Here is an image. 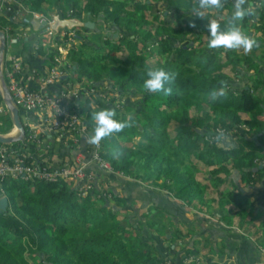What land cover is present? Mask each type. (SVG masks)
Segmentation results:
<instances>
[{"label": "trees", "instance_id": "1", "mask_svg": "<svg viewBox=\"0 0 264 264\" xmlns=\"http://www.w3.org/2000/svg\"><path fill=\"white\" fill-rule=\"evenodd\" d=\"M155 1H164L165 7H155L153 0H19L31 12L44 15L58 9L59 16L69 18L68 13L74 10L76 17L80 14L81 19H77L90 20L100 29L111 28L117 34L112 37L111 46L108 43L102 47L88 42L77 32L80 44L69 51L71 67L63 83L93 86L97 91L117 93L119 97L127 95L124 105L127 115L116 104L119 97L107 101L106 97L92 95L82 102L85 123L92 134V113L106 108L115 109L116 120L132 123V127L101 141V156L116 174L149 182L147 185L154 187L160 179L166 180L161 185L167 193L159 194V200L167 209H158L154 201L156 209L148 207L140 214L135 213L134 203L130 202V197L135 196L132 188L124 191L127 196L112 189L102 194L93 187L82 198L73 182L33 184L7 178L0 182V198L9 199L8 210L0 211V264H186L190 258L198 257L193 245L187 246L181 256L175 254L165 259L152 236L163 238L162 244L180 240L185 244L186 238L196 232L195 226L187 227L188 234L178 230L173 236L169 227L161 224V218L165 217L163 211L171 214L173 209L182 217L186 207H197L196 202L207 207L210 214H214L212 202H215L223 210L218 223L232 227L235 217L237 234L242 238L252 237L251 230L244 226L249 214L257 204L260 211L257 209L258 215L253 218L264 214L263 201L253 202L252 193L248 192L264 181V59L256 55L258 51L254 48L251 53L242 49L210 50L209 40L201 42V34H209L205 28L207 22L215 21L221 29L227 28L234 12L233 0H223V7L218 9L220 13L227 12L224 20L211 13L215 9L201 10L197 0L189 1L187 11H180L173 0ZM252 1L256 0H248L244 7L250 8ZM153 8L159 10L149 15ZM195 8H199L198 13L204 12L203 19L197 17ZM260 9L251 8L252 18L247 15L238 22L246 34L248 26H252L258 49L264 46V9L263 19L255 15ZM10 24L21 27L8 14H1L0 30ZM82 30L96 32L84 27ZM140 38L144 39L143 43ZM57 54L49 55L52 61ZM147 57L160 59L152 67L177 73L171 95L149 93L143 88L146 69L151 67ZM242 79L247 82L242 84ZM221 80L229 85L226 94L216 101L207 100L210 90H219ZM245 113L250 117L247 120L240 118ZM8 116L5 128L9 129L5 133L13 128L12 118ZM219 132L225 133L226 138L218 142ZM135 138L139 141L135 142ZM18 145V149L27 151L25 142L15 143L13 147ZM114 148L123 152L119 159L109 155ZM197 162L210 169L204 178L197 177L200 166ZM128 185L135 184L128 182ZM212 188L219 197L209 202L205 198ZM149 192L153 193L151 189ZM166 199L183 203H175V208ZM170 219L174 223L173 217ZM261 229L259 240L264 247V222ZM167 235L169 239L164 238ZM257 246L258 242L254 243L258 250ZM170 249H167L169 255ZM225 255L226 252L220 255L221 259ZM213 258L207 257V264H219L213 263ZM195 259L190 264H196Z\"/></svg>", "mask_w": 264, "mask_h": 264}, {"label": "built area", "instance_id": "2", "mask_svg": "<svg viewBox=\"0 0 264 264\" xmlns=\"http://www.w3.org/2000/svg\"><path fill=\"white\" fill-rule=\"evenodd\" d=\"M263 1L256 0L254 4L256 7H261ZM4 2V0L0 2V13L5 6ZM250 9L247 10L250 11ZM6 11L11 12L10 7H6ZM32 15L39 23L47 21L43 15L38 13ZM18 16H22V19L20 20ZM73 17L75 15H71V18ZM12 20L21 27L16 28L10 24L0 30L5 34L6 42L3 77L15 106L20 112L21 122L25 129L24 139L16 143L25 142L28 149L23 152L18 149L20 145L13 147L15 143L0 144V182L7 178L21 179L33 184L76 181L81 183L78 185L80 193L81 191L89 192L96 181L95 174L90 171L91 166H98L107 172L113 171L111 164L101 156V145L94 146L87 143V137L91 133L85 123L86 114L82 102L96 93L94 89L88 87V90H84L81 84L63 83V77L69 76L68 67H71L63 58L54 57L52 61V58L45 57L50 61V66L41 70L36 67L29 68L21 58L24 54L22 44L26 43L25 39L28 37V35L21 34V31L31 23V20L24 14L23 5L12 16ZM53 23V20L47 22L43 39L52 40L51 42L56 45L57 49L51 48L47 51L58 52L59 56L61 51L56 41L58 35L51 28ZM45 45L44 41H40L39 44L33 46L32 54L35 58L38 56L37 51ZM52 63H55L54 67H51ZM116 104L118 105L119 101H116ZM2 114L10 115L6 105L0 108V115ZM22 114L25 118L24 122ZM3 126L5 124L0 122V128ZM0 135L18 136L20 134L13 123L10 132L0 133ZM51 141L58 145L51 147L49 143ZM58 147L64 149H61L63 150L62 158L57 161L50 157L52 156L51 149Z\"/></svg>", "mask_w": 264, "mask_h": 264}, {"label": "rangeland", "instance_id": "3", "mask_svg": "<svg viewBox=\"0 0 264 264\" xmlns=\"http://www.w3.org/2000/svg\"><path fill=\"white\" fill-rule=\"evenodd\" d=\"M173 1L175 2L174 5L177 6L178 8H180V11L181 10L187 11V8L189 7V1L190 0H173ZM162 2L164 3V1H155V0H153V5L156 7V6H159L160 4H162ZM262 3H263V5L260 7L261 8L260 11L255 14V15L258 16V18L260 20L263 19V13H262L261 10L264 9V1ZM147 4L150 5L151 3L150 2H147ZM158 10L157 9L156 10L154 9V11H152V12L149 11L148 14L150 15L152 13V15H155L156 11H158ZM198 10H199V8L198 9H196V8L194 9V11L197 12V13H198ZM73 11L71 10L68 14L75 15L76 16L77 13H75ZM233 11H234V8H233ZM222 14H223V17L226 19V12H223ZM159 15H161V13H159ZM164 16H166V13H165ZM149 19H150V17H149ZM248 28H249V30L247 29L248 30V32H247L248 34L247 35L250 36V34H253L252 37H254V31H253L254 29L252 28V26H248ZM82 29L83 28H81L79 30L74 29V31L75 32H79L80 31L79 33L82 35V37H85V36H83V33H85V32ZM97 33H102V32L96 31V34ZM245 33H246V31H245ZM86 34H89V35H86V36H93V37H95L94 35H92L93 33L92 34L91 33H86ZM116 35L117 34L112 33V34H109V36H107V37L105 36V38L102 39L101 41H98V39H100V38L94 39L96 41L95 42L92 41V43L93 44H96V45H99V46H102V47H104V46L106 47V45H108V43H109V45L111 46L112 45V42H110V41L112 40V37L114 39L116 37ZM68 36H69V39L67 40V42L65 44L69 47V51H70V49L72 48V44H74L73 48L75 46H77V43L76 42L72 43V41H71L72 40V37L75 38V39H77V38H79V36L76 33H72L70 31L68 32ZM70 36H72V37H70ZM209 38H210L209 34H206V33L201 34V42L202 43H203V40L204 39L206 41H208ZM139 40L142 43L144 42V39L143 38H140ZM96 42H98V43H96ZM104 42H107V43L105 44ZM261 42H263V41H261ZM45 43H46V45H49L51 48L57 49L56 45L54 43H52L50 40H46ZM78 44H80V41L79 40H78ZM108 48L109 47H107V49ZM203 48H205V44H204V47ZM48 55H51V53L49 52ZM256 55H259L258 57L260 59H264V46L261 47L260 49H258V52L256 53ZM116 56H119V55H116ZM147 60H148L149 65L152 67V66H156L157 62H159L160 59L157 58V57L152 58V59L150 57H147ZM193 61L195 62V59H193ZM240 82L243 84V83H246L247 80L246 79H244V80L242 79ZM240 82H238V84H240ZM105 87L107 88V85H105ZM89 89H94V91H95L96 94H99V96H102V97H106V100L107 101L108 100L111 101L110 99H114L115 97H119V95L117 93L108 92V91L106 93H103L105 91H103V92L97 91L95 87L89 88ZM84 90H88V88L87 87H84ZM124 96H121V97L118 98L117 101H119V104L117 106L122 109V113L125 112L126 115H127V114H129V112H128L127 108L124 106L126 104V96L127 95H124ZM260 96H262V95H260ZM133 101H136V98H135V100L133 98ZM4 106H5L4 105V101H3V99L1 98V95H0V108H4ZM96 106H97V104H94L93 105V108H96ZM240 118H242L243 120H247L250 117L248 116V114L245 113V114H242L240 116ZM22 120H23V122L25 121V118H24L23 114H22ZM0 122H3L5 124V126H6V123H9V116L8 115H3V114L0 115ZM5 126H3V127L0 128V133H5L9 129V127L8 128H5ZM8 126H10V124ZM172 134H174V133H172ZM53 141H55V139ZM53 141L49 142L51 147H53L54 145H58V143H56V142H55V144H53L52 143ZM134 141L135 142L139 141V138H135ZM62 148L61 147H58L55 150V153L50 158L51 159H55L57 161L59 159H61L62 158V155H63L62 154L63 153V150H61ZM101 151H102V148H101ZM197 163L200 164V166H198L199 172L197 173V177L199 179L204 178L205 175L208 173V171H210V169L203 167L202 166V163H200V162H197ZM97 167L98 166H94V165L91 166L90 171L95 174V180L96 181L94 182L93 187H95L97 190L101 191L102 194H105L109 189H112L115 192H120V194L125 195L126 193L124 191L126 189L132 188L135 191V193H134L135 196L134 197H130V202H132V204L134 203V206L132 208H134L135 213L140 214L141 212H143L148 207H152L153 208L152 210L156 209V207L154 206V205H156L154 203V201H157V205L156 206H158V209H160V210H166L167 209L165 207V203L163 201H160L159 200V196H160L159 194L164 193V195H165L167 193L166 190L162 189L163 186L161 185L164 182L166 183L167 182L166 180L160 179L158 181L159 184L154 187V185L153 186L147 185L149 182L143 183L140 180H137L136 181V180H134V179H132L130 177L124 176L123 174H116V173H114V171L107 172V171H104V170H102L101 168L98 167V170L101 171L100 172L101 174H99L98 173V170H97ZM202 180H204V179H202ZM72 182L74 183V188L76 189V186H77V190H78V185H80L81 183H78L76 181H72ZM128 182H132L135 185H128ZM135 182H137V183H135ZM141 183L143 184V186H141ZM205 184H209V183H205ZM242 186H245V185L243 184ZM149 189H151V191L153 192L152 194L150 192L148 193V190ZM212 189H210L208 191V193L206 194V198H205V199L209 200V202L212 201V198H216L217 199L219 197V194L216 193V191L214 189L213 190ZM80 190H81V188H80ZM91 190H89V192ZM89 192H87V191H81V193H80L79 190H78V195L80 197H82V198H85L88 194L86 196H84V195L86 193H89ZM174 198L175 197H173V199ZM149 200H150V202H149ZM166 202H167V204H169V203L170 204H175V203H179L180 200L175 199V200H173V202H171V201H168L166 199ZM180 203H183V202H180ZM194 204H196L197 207L196 206L194 207V205H190V206L186 207L188 209V211H187V209H185L186 210L185 211V214L182 215L183 218L184 217L186 218V221H183V222H182V219L183 218L181 217V215H179L178 211H175L173 209L171 211V214H168L167 212L163 211L165 217L164 218H161V221H162L161 224L162 225L164 224V226L169 227V229H170L169 232L170 233L172 232L173 233V236L176 233H179L178 230L183 231L184 234H188L189 231L187 230V227H192L193 225H195V229L197 230V232L193 233L189 238H186V240L184 241L185 244L181 240L178 241V242H176V243H173L172 242L173 244L172 243L170 244V243H167V242L165 244H162V243L165 242L164 239L163 238H160L158 235L154 234L152 236V238L156 242V244H155V242H154V244H155L157 250L160 252V255L162 257H164L165 259L166 258H169L170 256H173L175 254L178 255L177 257H179V256H181L182 252H184V249L187 246H191L192 247V245H193V249L195 251H198L199 252L198 257L196 259H195V257L190 258L189 260L186 261V264H190L194 259H195V263L196 264H207L206 258L209 257V256L214 257L213 258V261H212L213 263L218 262L219 264H237L238 254L235 255L234 250H233V253L232 254L230 253V251H228L230 249V245H233L234 242L229 243L230 244L229 246H226V245L222 244L220 242L221 240H218V236L221 235V233H219V231L215 229L216 226H213V223H211L212 224V227H213V230L210 229V231L207 232L209 235H211V238H208L207 237L208 235H205V236H202L201 235V237L198 236V232H200V229H198V227H201V221L202 220L200 218L202 217V215H205V218L212 217V218L215 219V218H218L219 217V214H216V212L214 214L215 216H213L212 214H210V212L204 214V211H205L206 207L204 205H202V204H198L197 202L194 203ZM212 205H213V207H215L217 204L215 202H212ZM175 206H176L175 208H177V205L176 204H175ZM257 209L260 211V207L258 208V206L256 205L255 210H253V212L251 214H249L250 216H249V218H247V221L245 222L244 226L246 228H248L249 230H251V233L249 234V236H252L254 238V240H257L258 246L260 245L257 248H258L259 251L261 250L260 251V254H261V259H262V258H264V247L261 244L262 241L261 240L259 241V238L261 237L260 236L261 235L260 233L262 232L261 226H262V223L264 222V214L260 218H258V219L255 218L254 219L253 217H255V216L258 215ZM261 210H264V208H261ZM247 211L250 212L251 209L248 208ZM196 212H199V214L197 215ZM154 214H155V212H153V215ZM155 215H160V213L157 212ZM196 215H197V217H196ZM167 216H169L170 218L173 217L174 223H173V221H171L172 223H170V220L171 219L170 218H167ZM122 218H123V216H120V219H122ZM180 218H182V219H180ZM234 219L237 220V218H235V217H234ZM254 220H256V221H254ZM257 220H259V221H257ZM186 222H187V224H186ZM204 226L207 227V226H209V224H205ZM161 234L162 233H160V235ZM200 234H202V233L200 232L199 235ZM161 236L163 237V234ZM166 237L168 238L169 236L167 235L164 238L166 239ZM235 239L236 238H234L232 240H235ZM211 242H213L212 243V245H213L212 248H210L211 247ZM181 244H184V246H181ZM175 245H177V247H175ZM170 247H171V249L173 251L171 252V249H170V255H169L167 249L170 248ZM222 250L224 252H226V256H225V259H223V261L221 260V257L223 256L224 252L223 253L220 252ZM240 250H241V248H237L236 249L237 253ZM220 255H222V256L220 257ZM261 264H264V259L261 260Z\"/></svg>", "mask_w": 264, "mask_h": 264}, {"label": "clouds", "instance_id": "4", "mask_svg": "<svg viewBox=\"0 0 264 264\" xmlns=\"http://www.w3.org/2000/svg\"><path fill=\"white\" fill-rule=\"evenodd\" d=\"M247 2L248 0H235V10L226 29H221V26L215 21H209L205 24V28L210 36L208 41L209 49L223 48L235 51L242 49L245 53H250L257 46L256 40L247 35L238 24L245 16L247 9L244 6ZM197 3L201 10L223 7V0H197ZM197 17L203 19L204 12L200 11ZM191 26L195 27V24ZM176 77V72L165 70L163 67H148L143 88L149 93L162 92L164 95H171L173 92L171 85L175 83ZM219 85V90L213 88L207 93L205 97L207 100L216 101L226 94V89L229 87L227 81L221 80L219 81ZM115 117L116 111L114 108H106L93 112L92 121L94 129L93 133L87 137V143L98 146L104 138L112 136L114 133H120L125 128L132 127L130 121L121 122L116 120ZM225 138V133L219 132L216 140L219 142ZM109 155L113 159H119L123 155V152L118 148H114L110 151Z\"/></svg>", "mask_w": 264, "mask_h": 264}, {"label": "crops", "instance_id": "5", "mask_svg": "<svg viewBox=\"0 0 264 264\" xmlns=\"http://www.w3.org/2000/svg\"><path fill=\"white\" fill-rule=\"evenodd\" d=\"M4 1H5L4 2L5 6L3 7V10L1 13H6L12 18V16L15 15L16 12H18L19 8L21 7V4L19 3V0H4ZM159 6L161 8H164L165 2L164 3L162 2V4H160ZM6 7L7 8L10 7L11 12L6 11ZM13 10H15L14 13H13ZM33 13H38V12H31L29 9H27L24 6V14L26 15L27 18H29L31 20V23L29 25H27L23 29V31H21V34L28 35V37L26 38L27 43L22 44L24 54H22L21 58L24 59V63L25 64L27 63L26 65H28L29 68L36 67L38 69L40 68L39 70H41V69H44L50 65V61L45 57H49V55H48L49 52L47 51V49H51V47L49 45H46L45 47L41 48L39 51H37L38 56L35 58L32 54L34 52L33 46H35L36 44H39L40 41L46 42V40H48V39H43V33L45 30V26H47L48 21L50 22L53 20V17L55 15H58L57 13H59V10L54 9V11L48 12V15L38 13L40 15H43L44 19L47 20L46 23H39V21L35 20L33 18V15H32ZM68 16H69V18H71L70 14H68ZM82 16L84 18L83 14H82ZM77 17H79L81 19L80 14H78ZM77 17L75 16L74 18L77 19ZM18 18L21 20L22 16H18ZM82 22H90V20L89 21H82ZM95 30L100 31L102 33L96 34V32H92L93 34L92 33L91 34L94 35L95 37L86 36L89 34L83 33V36H85V37H82V38L87 40V41H94L95 42L96 40H94V39L100 38V39H98V41H101L102 39L105 38V36L107 37V36H109V34L114 33L113 29L108 28V29L102 30V29H100V26L97 24L95 25ZM55 33H56V35H58L56 41H57V43H59V50L61 51L60 55L59 56L56 55L55 57H59L61 59L63 58L64 61L68 63V65H71L69 60H68L69 47L65 44L67 42V40L69 39L68 31L59 29V31L58 32L55 31ZM72 33H77V32L73 31ZM70 37H72V36H70ZM50 41H52V40H50ZM71 41H72V43L76 42L77 45H79L77 39L72 37ZM96 43H98V42H96ZM73 46H74V44H72V48H73ZM19 50H20V48H19ZM44 51H45V53H43ZM25 60H26V62H25ZM262 70H264V66H263ZM67 79H68V77H67ZM66 80H64V81H66ZM65 83H67V82H65ZM73 85H80V84H73ZM51 155H53V154L51 153ZM248 192L252 193L253 202L257 203L258 201L259 202L263 201L262 204H264V181L260 182L257 185V187H255V189H251ZM213 199L214 198H212V200ZM213 209H214V214L216 212V214H219V217L215 218V219L212 217H208L209 222H207V218H205V215H202V217L200 218L202 220L201 221V227H198V229H200V232L202 234L199 235L200 232H198V236L201 237V235L202 236L208 235L207 237L209 238L211 235H209L207 232H209L210 229L213 230V227L211 224V223H213V226H216L215 229L218 230L219 233H221V235L218 236V240H221L220 242L222 244L229 246L230 245L229 243L234 242L233 245H230V249L228 251H230V253L232 254L233 250H234L235 255L238 254L237 264H261V260L264 259V258L261 259V254H260L261 250L259 251V250L254 248V243L257 244V241H255L253 237L248 238L246 236L248 238L247 239V238H242L241 236H239L237 234L236 226H237L238 219L237 220L234 219L235 225L232 227H229L225 224L222 225L221 223H218V222H219V219L221 218V216L223 215V212H222L223 210L220 209L219 205H216L215 207H213ZM206 210H207V207L204 211V214L207 213ZM233 212H234V210H233ZM196 214L198 215L199 212H196ZM214 214H212V215L215 216ZM197 215H196V217H197ZM205 224H209V226L205 227L204 226ZM196 232H197V230H196ZM234 238H236V239L232 240ZM212 243L213 242H211V245H212ZM237 248H241V250L238 253L236 251ZM257 254L259 255V257ZM225 256L221 259L222 261H223V259H225ZM256 257H258L257 260H255ZM251 261H253V262H251Z\"/></svg>", "mask_w": 264, "mask_h": 264}, {"label": "water", "instance_id": "6", "mask_svg": "<svg viewBox=\"0 0 264 264\" xmlns=\"http://www.w3.org/2000/svg\"><path fill=\"white\" fill-rule=\"evenodd\" d=\"M2 0H0L1 2ZM233 4H235V0H233ZM249 14V11L247 10L245 13V16H247ZM244 16V18H245ZM249 18H252L251 15H249ZM53 21L54 23L52 24L51 28L58 32L59 29L62 30H66V31H70L73 32L74 29L76 28H88L90 30H94L95 29V23L93 22H82L80 19H76V18H62L59 15H55L53 17ZM46 23V22H44ZM117 37V35H116ZM5 49H6V42H5V34L0 31V95L1 98L4 101V104L6 105L8 111L10 112L12 121L14 123V125L17 127V129L19 130V134L18 136H2L0 135V144H4V145H12L18 141H22L24 139L25 136V129L23 127V124L21 122V116H20V112L18 110V108L15 106V102L7 88V85L4 81V77H3V60H4V53H5ZM67 77L64 76L63 80H66ZM260 168H262V166H260ZM9 207V199L6 196H3L2 198H0V211L2 212H6L8 210Z\"/></svg>", "mask_w": 264, "mask_h": 264}, {"label": "flooded vegetation", "instance_id": "7", "mask_svg": "<svg viewBox=\"0 0 264 264\" xmlns=\"http://www.w3.org/2000/svg\"><path fill=\"white\" fill-rule=\"evenodd\" d=\"M254 2H255V1H252V2H251V4H250L251 7H250V8H256ZM234 6H235V4H234ZM234 10H235V7H234ZM210 11H211V10H210ZM223 12H226V11H223ZM223 12H222V13H223ZM250 12H251V11H249V14H248V15H251ZM211 13H214L217 17H219V20H224V19H225V18L223 17V14L220 13L218 9L212 10ZM226 16H227V12H226ZM251 16H252V15H251ZM190 36H191V35H189V37H190ZM252 36H253V34H250V37H252ZM191 45H193V43H191ZM254 49H255L256 51H258V45H257L256 47H254Z\"/></svg>", "mask_w": 264, "mask_h": 264}, {"label": "bare ground", "instance_id": "8", "mask_svg": "<svg viewBox=\"0 0 264 264\" xmlns=\"http://www.w3.org/2000/svg\"><path fill=\"white\" fill-rule=\"evenodd\" d=\"M11 136H13V137H14V136H17V135H11Z\"/></svg>", "mask_w": 264, "mask_h": 264}]
</instances>
